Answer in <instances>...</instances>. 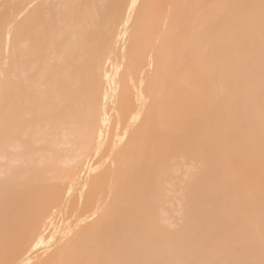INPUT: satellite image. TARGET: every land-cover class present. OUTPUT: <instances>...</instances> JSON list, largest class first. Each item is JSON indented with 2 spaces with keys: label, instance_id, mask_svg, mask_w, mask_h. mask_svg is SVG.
<instances>
[{
  "label": "bare ground",
  "instance_id": "bare-ground-1",
  "mask_svg": "<svg viewBox=\"0 0 264 264\" xmlns=\"http://www.w3.org/2000/svg\"><path fill=\"white\" fill-rule=\"evenodd\" d=\"M0 264H264V0H0Z\"/></svg>",
  "mask_w": 264,
  "mask_h": 264
},
{
  "label": "rangeland",
  "instance_id": "rangeland-1",
  "mask_svg": "<svg viewBox=\"0 0 264 264\" xmlns=\"http://www.w3.org/2000/svg\"><path fill=\"white\" fill-rule=\"evenodd\" d=\"M187 168H188V167H187ZM173 193H174V194H173ZM173 193H172V194L175 195V196H177V197H178L179 195H181L180 192H176V191H175V192H173ZM177 204H178V203H177ZM178 205H179V204H178ZM178 205H176V209H177L176 213L179 212V211H180V208H181V206H180V205L178 206ZM180 212H181V211H180ZM180 212L177 213L175 216H178V215L180 214Z\"/></svg>",
  "mask_w": 264,
  "mask_h": 264
}]
</instances>
